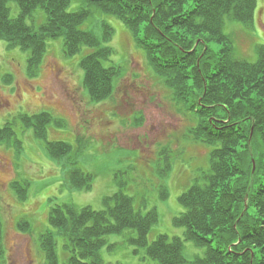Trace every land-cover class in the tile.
<instances>
[{
  "label": "trees",
  "instance_id": "trees-1",
  "mask_svg": "<svg viewBox=\"0 0 264 264\" xmlns=\"http://www.w3.org/2000/svg\"><path fill=\"white\" fill-rule=\"evenodd\" d=\"M256 5V0H0V38L8 49L29 53L28 71L38 67L47 40L60 41L65 58L87 50L78 67L82 87L95 104L113 95L122 74L111 63L112 26L98 17L117 19L192 123L186 138L210 148L208 169L178 197L185 211L173 217L172 225L183 229L182 239L159 235L148 243L150 230L158 223L156 210L142 214L133 198L123 193L124 184L116 182L118 192L101 200L100 211L70 204L50 209L48 224L55 232L39 236L47 264H58L53 233L62 239L66 264H103L100 253L106 237L126 231L134 233L128 240L136 248L133 254L144 249L153 264H264V45L255 48L253 61L237 58L225 33L227 24L251 28ZM37 10L45 20L34 31L27 21ZM84 24L95 31L82 30ZM183 34L187 41L207 36L221 49L217 53L206 49L204 64L197 65L200 49L188 53V48L176 46L190 47L176 42L184 39ZM21 119L42 139L48 124H58L48 113ZM9 128L0 129L1 144L11 145ZM70 149L69 144L46 141L53 160ZM168 165L165 158L163 172L170 170ZM67 180L71 189L88 192L93 176L72 165ZM11 190L19 201L26 199L19 184ZM161 192L165 197V190ZM22 222L17 224L20 230ZM2 236L0 225V260L5 254ZM184 240L203 249V256L187 261Z\"/></svg>",
  "mask_w": 264,
  "mask_h": 264
},
{
  "label": "rangeland",
  "instance_id": "rangeland-1",
  "mask_svg": "<svg viewBox=\"0 0 264 264\" xmlns=\"http://www.w3.org/2000/svg\"><path fill=\"white\" fill-rule=\"evenodd\" d=\"M256 1L253 27L233 23L225 28L235 56L252 61L255 48L264 45V0ZM10 8L13 18V3ZM98 18L112 26L108 44L113 51L111 63L122 74L113 95L97 104L89 100L82 87L83 74L78 67L87 50L65 58L61 42L47 40L45 53L31 73L26 68L28 52L8 49L5 39L0 38V128L8 124L13 133L8 136L11 145L0 143V225L5 250L0 264H47L39 236L49 230L55 232L48 224L50 209L70 204L100 211L101 200L118 192L116 182L124 184L123 193L133 198L134 207L142 214L156 210L158 223L150 230L148 243L159 235L183 238V229L172 225L173 217L185 211L178 197L208 169L210 148L186 138V129L192 123L152 71L130 32L114 17ZM44 20L43 12L37 10L27 24L38 31ZM81 28L93 29L87 24ZM185 35V40L175 41L179 45L189 43L190 47L176 46L188 48V53L200 49L197 65L204 64L206 49L215 53L221 49L219 44L208 42L207 36L187 41ZM41 113L58 120V124L52 121L47 125L45 139L37 138L34 128L21 119H33ZM46 141L65 142L71 153L53 160L46 151ZM165 158L171 168L163 172ZM72 165L93 176L91 190L71 189L67 179ZM15 182L26 190L24 201L11 190ZM20 221L22 230L17 227ZM53 236L57 263L66 264L62 239L55 233ZM133 236L126 231L106 237L107 245L100 253L102 263L153 264L144 249L133 254L136 248L128 242ZM110 246L113 248L108 249ZM203 254V249L184 240L187 261Z\"/></svg>",
  "mask_w": 264,
  "mask_h": 264
}]
</instances>
